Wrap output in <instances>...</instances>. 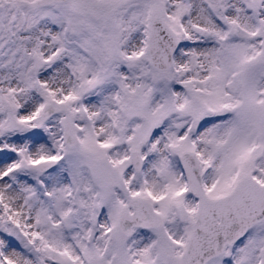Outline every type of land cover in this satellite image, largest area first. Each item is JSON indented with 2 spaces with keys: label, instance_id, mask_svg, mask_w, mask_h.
I'll use <instances>...</instances> for the list:
<instances>
[{
  "label": "snow or ice",
  "instance_id": "1",
  "mask_svg": "<svg viewBox=\"0 0 264 264\" xmlns=\"http://www.w3.org/2000/svg\"><path fill=\"white\" fill-rule=\"evenodd\" d=\"M0 264H264V0H0Z\"/></svg>",
  "mask_w": 264,
  "mask_h": 264
}]
</instances>
